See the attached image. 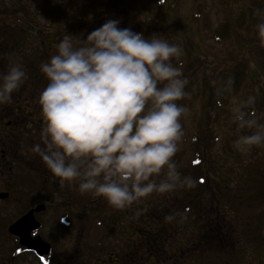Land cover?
<instances>
[{"label": "clouds", "instance_id": "1", "mask_svg": "<svg viewBox=\"0 0 264 264\" xmlns=\"http://www.w3.org/2000/svg\"><path fill=\"white\" fill-rule=\"evenodd\" d=\"M120 23L107 18L79 46L71 33L64 35L56 53L41 63L48 80L37 101L44 125L42 144L35 143L32 151L61 182L76 181L81 193L125 209L154 192L192 186L194 180L182 176L173 159L183 137L180 118L187 111L177 103L187 94V80L172 63L182 50ZM256 28L264 46V20ZM27 78L18 64L0 73V104L10 103ZM232 111L238 127L255 129L237 137V148L264 144V123L247 118L254 113L239 105Z\"/></svg>", "mask_w": 264, "mask_h": 264}, {"label": "rangeland", "instance_id": "2", "mask_svg": "<svg viewBox=\"0 0 264 264\" xmlns=\"http://www.w3.org/2000/svg\"><path fill=\"white\" fill-rule=\"evenodd\" d=\"M74 1L75 5L70 7L62 5L63 0H0V7L8 8L21 3V6L28 8L30 15L34 14L35 20L32 22L35 26L46 28L63 25L59 21L61 18L59 13L56 12L62 8L65 11L62 15L64 20L73 19L70 10H76V15L83 11L90 18L94 17V10L102 11L101 6L98 5L99 0H67L69 3ZM134 1L136 2H131L126 7L122 6L124 20L126 22L139 20L140 16L150 26V29L165 34L161 39L178 44L182 50L181 55L172 58V63L181 68L182 76L186 78L187 85L189 84L187 98L189 105L186 108L187 111L181 116L183 137L180 142L183 153L188 152V148L183 145L189 141L196 127L197 116L200 114L199 95L201 94L203 74L206 78L212 79L215 66L221 64L227 56L240 51L242 45L239 43L242 40L240 37H234L228 42H216L208 37L201 25L200 27L196 26L190 21H176L172 27L169 16L170 14L173 17L175 15L176 17L173 19L187 18L192 6L201 4L211 26L216 27L220 22L225 21L227 12L244 8L245 0H179L172 5V11L165 9L168 15L163 21L161 17L164 9L162 10L158 0ZM19 10L20 8H17L16 13H22ZM105 10L109 11L110 9L105 8ZM105 10L99 15L106 14ZM11 23L13 24V20ZM120 27H123V23H120ZM84 37L86 36H82L81 40ZM242 38H245L244 34H242ZM246 49L248 50V47ZM255 57L256 55L252 54L247 81L241 90L231 96L226 105L229 113L214 121L218 140L214 145L213 154L218 166L226 170L216 175L217 183L212 187L213 195L211 191L202 195L204 198L199 205L198 212L192 216L194 221L189 223L191 218L184 214L181 207L177 205L179 202L175 197L181 186L168 193L154 192L145 199L140 198L127 207L129 210H134L133 206L141 207L143 232H159L158 236L164 241L163 244L170 241L173 236L172 244L176 253L172 260L173 264H264V177H262L264 176V144L256 146V156L251 155L248 150L240 151V153L231 151L228 155L223 152L226 147L224 138L227 133L233 135L236 140L238 136L248 134V130H255L254 128L238 127V122L236 123L234 120L232 111L234 107L239 105L243 108V104L249 101L250 97H254V100L258 102L259 110L250 119L264 123V75L261 74ZM229 184L233 187H229ZM223 185L228 186V190L223 189ZM238 185L241 190L238 189ZM157 209H160L161 212L157 211L158 220L152 229V226L147 227L149 219L145 213L149 214ZM170 213L176 214L174 219L167 221L168 225L162 227L163 223L160 224L158 221L161 219L166 221L164 217ZM192 224L196 227L195 232L190 230ZM170 229L171 233L168 232ZM193 232L204 233L208 237V242L211 245L209 251L200 252V245L197 248V241H192L195 240L192 236ZM167 233H170L171 236ZM181 239L183 248L176 249L174 243Z\"/></svg>", "mask_w": 264, "mask_h": 264}, {"label": "flooded vegetation", "instance_id": "3", "mask_svg": "<svg viewBox=\"0 0 264 264\" xmlns=\"http://www.w3.org/2000/svg\"><path fill=\"white\" fill-rule=\"evenodd\" d=\"M11 20L0 12V73L35 33L6 27ZM45 82L26 79L10 103L0 104V264H173V236L163 244L159 232H143L140 206L117 209L103 196L81 193L78 182H61L32 151L42 144L37 101ZM145 215L153 229L157 210Z\"/></svg>", "mask_w": 264, "mask_h": 264}, {"label": "trees", "instance_id": "4", "mask_svg": "<svg viewBox=\"0 0 264 264\" xmlns=\"http://www.w3.org/2000/svg\"><path fill=\"white\" fill-rule=\"evenodd\" d=\"M179 0H163L160 3L162 6L163 15L161 20L163 21L166 14L165 9L172 11V5L176 4ZM63 0L62 5H69L73 7V3ZM131 2H136L134 0H99L98 5L101 6L102 11H93L94 17L90 18L83 11L79 10L81 14L76 15V10L71 11L73 19L64 20L63 13L64 9L56 11L59 13V21L63 24L60 26H55L54 28L41 27L34 24V14L28 13V8L21 6V3L13 5V7L6 8L5 6L0 9V12L12 14L13 24L11 26H6L16 30L28 29L34 31L28 35V47L27 49L19 48L17 51L13 52V64L21 65L27 73L28 80H46V76L40 71V65L42 62L48 61L52 54L56 53V44L63 38L64 35L71 33L73 35V40L79 46L82 36H86L88 32L96 27H99L107 18H119L123 27H130L132 30L137 32H143L146 38H152L157 36L162 38L165 36L162 32L150 29L149 25L144 22L139 16V20L125 21L123 18V7ZM48 4V3H47ZM105 4L106 6H103ZM54 7V4H52ZM91 6V5H90ZM88 6V8H90ZM17 8L22 13H16ZM105 8H109L107 11ZM93 10V9H92ZM106 11V14L99 15V13ZM170 24L177 22L190 21L196 26L201 25V28L208 35L209 38L214 39L216 42L224 43L230 41L232 38L240 37L242 45L241 50L237 51L235 54L229 55L221 64L215 66V73L212 79H208L203 74V80H201V94L199 95L200 101V114L197 116L196 127L194 128L192 135L183 146L188 148V152L183 153V149L179 148L173 159L176 161L177 168L181 172L182 176H190L193 178L194 183L192 186H181L177 191L175 199L179 202L181 211L189 216V223L193 222L192 216L198 212L200 203L203 200V194L205 192H212V187L217 183V176L221 174V171L226 169L220 168L219 164L215 160L213 154V148L218 140L217 130H215V120L220 119L222 116H227L229 113L226 109V105L232 95L236 94L243 87L244 83L247 81L249 76V62L252 59V54H255V60L259 66L261 74L264 75V46L260 43V38L257 33L256 25L264 20V0H245V6L242 9H237V11L227 12L225 16V21L220 22L216 27H212L208 16L203 12V5L195 4L192 6L187 18L173 19L176 16H169ZM158 25V24H157ZM155 27V26H153ZM199 29V28H198ZM197 29V30H198ZM174 31V30H173ZM172 31V32H173ZM199 32V31H198ZM242 34L245 38H242ZM248 38V40H247ZM21 41V45H23ZM248 47V50L246 49ZM193 73V72H192ZM185 92L187 93L182 99L178 100L177 103L188 107V95H189V84L185 85ZM197 97V96H194ZM254 98V97H252ZM249 100V99H248ZM248 102V101H247ZM245 102L243 104V110L246 113H256L259 110L258 102L253 100L251 103ZM252 115L248 116L250 118ZM181 120V118H180ZM237 123V121H236ZM248 134L251 132L248 130ZM225 139V145L223 152L227 155L231 151L240 150L237 148L235 142V137L227 133ZM257 145H253L248 151L251 155L256 156ZM183 154V155H182ZM180 155H182L180 157ZM256 158V157H254ZM228 162L227 159L225 161ZM229 171V169H227ZM264 177V176H262ZM233 187V185H228ZM228 186L223 185V189L228 190ZM235 186V185H234ZM240 185H238V189ZM241 190V189H240ZM230 191V189H229ZM249 194V193H248ZM181 195V196H180ZM248 196V195H247ZM181 197V198H180ZM143 197L142 199H145ZM163 206H165L163 204ZM165 208V207H163ZM161 208V209H163ZM157 211L161 212L160 209ZM160 219V218H159ZM182 221V220H181ZM196 227L194 224L190 227L191 231L195 232ZM192 236L195 238L192 241H197L198 246L201 248L200 252L209 251L211 248L208 237L204 233H194ZM176 249L183 248V245L175 242ZM229 263V262H228ZM226 264V263H225ZM237 264V263H233Z\"/></svg>", "mask_w": 264, "mask_h": 264}]
</instances>
